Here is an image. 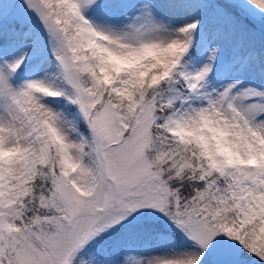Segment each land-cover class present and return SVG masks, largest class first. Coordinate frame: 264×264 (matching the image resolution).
I'll return each instance as SVG.
<instances>
[{
	"label": "snow or ice",
	"instance_id": "obj_1",
	"mask_svg": "<svg viewBox=\"0 0 264 264\" xmlns=\"http://www.w3.org/2000/svg\"><path fill=\"white\" fill-rule=\"evenodd\" d=\"M0 264H264V0H0Z\"/></svg>",
	"mask_w": 264,
	"mask_h": 264
}]
</instances>
